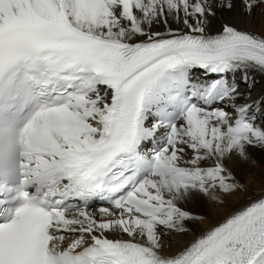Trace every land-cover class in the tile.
<instances>
[{
	"label": "snow or ice",
	"instance_id": "6c2138e0",
	"mask_svg": "<svg viewBox=\"0 0 264 264\" xmlns=\"http://www.w3.org/2000/svg\"><path fill=\"white\" fill-rule=\"evenodd\" d=\"M256 9L0 0V264H264V190L164 240L201 219L187 200L246 191L226 161L264 150V36L229 22Z\"/></svg>",
	"mask_w": 264,
	"mask_h": 264
},
{
	"label": "bare ground",
	"instance_id": "6f19581e",
	"mask_svg": "<svg viewBox=\"0 0 264 264\" xmlns=\"http://www.w3.org/2000/svg\"><path fill=\"white\" fill-rule=\"evenodd\" d=\"M229 22L234 23L239 30L264 36V16L259 14V9H256L251 18L240 17L236 21ZM173 27L175 28L176 25L173 24ZM255 81L256 83L251 89L253 99L264 94V76L255 74ZM261 113L263 114L261 120H264V111ZM249 152L254 158L251 162L242 163L235 156L231 161H226L227 166L241 179L246 191L238 190L233 195L224 196L223 204H214L203 196H194L182 203L180 206L184 210L194 216L201 217V219L187 222V227L192 230L191 232L165 237L167 251L172 253L179 251L193 239L194 235L215 226L233 211L249 203V197L255 199L256 194L264 190V150L252 148L249 149ZM124 239H128V237L124 236Z\"/></svg>",
	"mask_w": 264,
	"mask_h": 264
},
{
	"label": "rangeland",
	"instance_id": "374dc122",
	"mask_svg": "<svg viewBox=\"0 0 264 264\" xmlns=\"http://www.w3.org/2000/svg\"><path fill=\"white\" fill-rule=\"evenodd\" d=\"M204 208V206H202ZM204 211V210H203Z\"/></svg>",
	"mask_w": 264,
	"mask_h": 264
}]
</instances>
